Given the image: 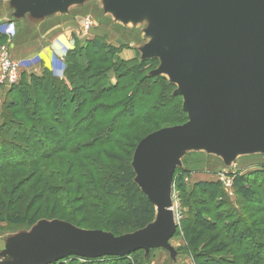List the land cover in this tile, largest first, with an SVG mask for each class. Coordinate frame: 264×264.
<instances>
[{
	"label": "water",
	"instance_id": "water-1",
	"mask_svg": "<svg viewBox=\"0 0 264 264\" xmlns=\"http://www.w3.org/2000/svg\"><path fill=\"white\" fill-rule=\"evenodd\" d=\"M64 1L12 0L11 5L20 20L25 16L43 19L61 10ZM112 3L125 17L150 5L148 10L156 19L151 30L156 40L145 56L162 61L156 74H168L170 83L177 86L175 94L182 97L188 117L184 124L149 134L137 144L132 157L136 182L155 206V220L122 237L94 230L66 232L35 252L20 255L12 251L7 255L8 264H21L30 256L35 264H49L50 252L69 238L92 252L88 255L84 249L80 255L88 259L166 249L176 231L170 209L173 174L184 151L205 148L228 161L236 153L264 155V0ZM68 254L77 253L70 251L55 260Z\"/></svg>",
	"mask_w": 264,
	"mask_h": 264
},
{
	"label": "trees",
	"instance_id": "trees-1",
	"mask_svg": "<svg viewBox=\"0 0 264 264\" xmlns=\"http://www.w3.org/2000/svg\"><path fill=\"white\" fill-rule=\"evenodd\" d=\"M1 41L6 42V36L0 35V43ZM90 43L92 46L105 48L106 51L97 61L94 59L84 61L83 69L77 68L76 57L79 53H84L86 49L73 47V50H70L65 57L63 78H55L48 71L41 77L26 78L19 72L20 80L17 85L5 88L1 92L0 201L6 199V204L0 202V214L11 209L9 213L13 216L25 215L29 210L28 199L31 198L29 195L39 191L40 197L45 198L46 205H60L62 210L69 212L72 205L76 204L78 205L76 212L83 213L86 218L93 221L94 225H102L104 229H87L81 222L76 224L67 219H49L66 222L86 231L94 230L122 236L135 233L152 223V221L145 222L132 231L125 230L122 233L104 226L107 222L125 223L128 219L126 217L134 218L138 212V204L145 208L147 206L148 210L154 209L151 202L140 191L132 167V157L137 144L150 133L141 137L138 142L135 141L134 150L128 156L127 172L124 166L118 167L122 158H113L107 151L102 153V150L110 144L119 149L122 147L125 151L128 149L124 133L139 123L145 122L144 117L136 114V105L132 106L131 102L139 94L145 95V91L141 87L143 81H140V70L134 67V65L138 66L136 62L117 60V66L114 64L92 67L95 64L103 65L111 54L98 40L93 39ZM12 59L14 60L13 57ZM118 68H125L124 73ZM110 72L118 77L119 82L127 77L131 78L132 86L126 85L127 88L120 89L118 82L115 85L110 84L108 76ZM157 81L158 83L164 81L169 87L172 86L163 77L157 78ZM37 89L47 92V103L52 97L54 98L56 107L53 110V119L43 120L39 117L40 110L37 109V102L33 96ZM12 95L16 97L11 101L9 98ZM20 95H24L25 99L20 103V110L17 113L22 114L24 120L8 121L6 111L19 104L17 97ZM66 108L70 110L69 115L61 113ZM182 113L188 119L183 110ZM95 151L100 152L97 154ZM11 154H15L16 157L12 158ZM262 170L258 168L236 176V181H247L248 187L253 188L245 191L242 199V202L250 205L251 210L255 208V205L261 206L264 211L261 204L264 200V189L258 186L255 188V184L249 182L253 176L263 174ZM125 172L132 177H130V187L135 193L133 202L129 201L122 189L126 183L120 181V175ZM31 180L33 184L28 187L26 193L23 188ZM72 183L76 184L75 187H71ZM72 195L76 197L73 198V202L70 201ZM242 202H236L237 206L245 207ZM129 206L134 207L129 211L130 213L126 212ZM244 207L246 216L248 212L247 217L234 212L233 207L226 209L219 207L217 214L214 215L216 218L210 224L196 219L195 214L202 216L201 211L192 213L190 218L189 212L186 213V220L191 219L193 224H198L200 227L195 236L197 239L203 235L201 228L206 227L207 230L217 233L214 239L211 238L212 241H215V237L223 240L220 245L213 248V252L207 259L199 251H195L196 262L200 264H264V229L254 230L255 225L250 222V210ZM2 208L3 211H1ZM233 212L237 216L227 218L226 215H232ZM154 218L155 215H153ZM259 224L264 228V219L259 221ZM137 251L136 254H143L142 250ZM108 258H103V261H108ZM94 261H97L95 264L101 263L98 258Z\"/></svg>",
	"mask_w": 264,
	"mask_h": 264
},
{
	"label": "rangeland",
	"instance_id": "rangeland-1",
	"mask_svg": "<svg viewBox=\"0 0 264 264\" xmlns=\"http://www.w3.org/2000/svg\"><path fill=\"white\" fill-rule=\"evenodd\" d=\"M1 1L5 0H0V2ZM112 2L113 0H66L63 3L64 6H60L61 10L56 9L57 13H51L43 19H32L29 16H25L21 19L26 22L22 34L30 35V32H43L59 24L62 28V32H64L66 37L70 40L72 48L86 49L84 53L81 52L76 57V61L78 62L77 68L79 69H83L84 61L88 59L97 61L103 53H105L104 51H106L105 48L92 46L90 41L93 39L103 44L102 47H106L111 56L108 57L103 65L95 64L92 67L98 68L100 66L103 67L114 64L117 66V60L131 63L136 62L138 66L134 65V67H138L137 69L140 70V81H143L141 87L144 89L145 95L141 96V94H139V96L133 98L131 105H136V114L144 117L145 122L139 123L134 126L133 129L124 133L127 141L126 144H128V149L126 151L122 147H120V149L116 148L113 144L105 146V149L102 150V153L107 151L113 158H122L118 163V167L124 166L127 172V168L129 167V165H127L129 163L128 156L134 150V146L136 145L135 141L138 142L141 137L148 133L151 134L163 128L181 125L186 120L188 121V119L185 118L182 113V97L179 94H175L177 86L170 83L168 74H156L162 61L159 60V58L145 56L146 49L156 40V35L151 31L155 25L156 19L153 18L152 14H150V10H148L150 5L146 4L137 14L135 13L125 17L114 10ZM87 19L92 23L86 30L83 22ZM10 41L11 39L6 42L1 41L0 47L5 45L11 54L10 45L12 41ZM118 69L120 71L122 69L121 72L124 73L125 68ZM108 76L109 83L115 85V83L117 84L118 82L120 89L127 88L126 85L132 86L133 84V81H130L131 78L128 77L119 82L117 81L118 77L113 76L111 72ZM159 77L166 79L172 86L169 87L164 81L158 83L159 81H157V78ZM4 89V87H0V98L2 97L1 92ZM33 96L37 102V109L40 110L39 117L43 120L46 118L53 119V110L56 107L54 98L52 97L50 102L47 103V92L38 89L35 90ZM15 97V95H12L9 100H13ZM24 99V95H20V97H17V103L19 104H16L17 106H14L15 108L12 107L7 111L5 110L8 121L24 120L22 119L23 115L17 113L20 110V103ZM69 112L70 110L66 108L61 113L69 115ZM1 113L2 111L0 115ZM123 143L124 142H122V144ZM95 152L98 154L100 151ZM91 153L94 154V152ZM14 155L15 154H11V157H16ZM22 159L24 158L22 157ZM231 159L232 160L229 161L223 160L222 155L220 156L205 148H192L184 151L177 159L178 164L173 174L174 178L171 186L172 205L170 209L174 210L176 231L175 235L168 241L167 248L151 249L149 252L143 251V254H136L134 252L123 257L108 258V261H103V258L106 257H102V259L98 258L99 262H101L99 264H175V262L180 264H200L196 262L194 257L195 251H199L200 254L207 259L211 252H213V248L220 245L223 240L220 237L217 239L215 237V241H212L211 238L214 239L217 233L207 230L206 227H204V229L201 228L203 235L200 239H197L195 236L197 232H199L200 227L198 224H193V220L191 219L187 221L186 213L189 212L190 218L192 213H199L201 211L203 217L200 214H195L196 219L198 221L202 220V222L208 224L212 223L216 218L214 215L217 214V209L219 207L222 209L233 207L232 209L234 212L237 214L240 213L245 217L244 206L242 208L238 207L236 202H242L245 191L253 188L248 187L247 181H236V178L238 174H246L258 168H262V171H264L263 154L255 152H251L250 154L236 153ZM229 162H231V164ZM126 172L120 175V181L126 183L122 189L129 201L133 202V200H135V193L130 187L132 177L130 175V178L128 176L129 174H126ZM228 179L232 183L233 190L226 186ZM249 182H253L255 188L258 186L260 189H264V173L253 176ZM32 184L33 180L29 181L24 186L23 189H25L26 193L28 187ZM74 185L76 184L72 183L71 187H75ZM40 195L41 193H39V191H35L34 194L29 195V197H31L28 199L29 210L25 215L13 216L9 213L11 209H7L0 214V260H6V264H8L7 255L12 251H16L20 255L30 251L35 252L40 249L38 246L50 244L66 232L78 231V228L66 222H60L49 218L67 219L76 224H80L81 222L83 224L81 225L87 229H104L102 225H94L93 221L86 218L83 213L79 211L76 212L75 209H78V205H72L68 212L64 209L62 210V206L60 205H46L45 198H41L42 196L40 197ZM73 198H76L75 195H72L70 201L73 202ZM0 202L6 204V199H2ZM50 202L53 201L51 200ZM136 203L135 201V204ZM242 203L245 205V209L250 210V222L254 223V230L262 231L264 228L259 224V221L264 219L263 208L254 205L255 208L251 210L249 204L244 201ZM135 204H133V206ZM261 204L264 207V200ZM79 205L81 206L80 203ZM137 207L138 212L134 218L126 217L128 219L125 220V223H114V221L107 222V225L104 226L122 233V231H132L145 222H153L155 220V218L153 219V215L156 214L155 206L153 210H148L147 206L145 208L139 204ZM133 208L134 207L129 206L126 212L130 213L129 211ZM3 210L2 208L1 211ZM234 212L232 215H226L228 216L227 218H229V216H237ZM229 221H232V219H229ZM73 240L74 239L69 238L64 242V245L50 252L48 256L50 260L49 264H95V262H97L94 261V259L97 258L88 259L80 256L84 255L86 249L83 244H77ZM90 246L92 247L94 245L91 244ZM40 251H42V249ZM70 251H74L77 254H68L64 258L55 260L56 257L65 255V253H69ZM86 253L88 255L92 254V252L89 254V250L88 252L86 250ZM138 254H140V256H138ZM223 254L224 253H222V255ZM199 259L201 260L200 256ZM202 260L204 261V259Z\"/></svg>",
	"mask_w": 264,
	"mask_h": 264
},
{
	"label": "crops",
	"instance_id": "crops-1",
	"mask_svg": "<svg viewBox=\"0 0 264 264\" xmlns=\"http://www.w3.org/2000/svg\"><path fill=\"white\" fill-rule=\"evenodd\" d=\"M11 1L0 2V35L6 36L7 40L14 37L10 49L14 60L20 64L21 74L26 78L41 77L48 71L55 78H63L65 57L73 48L61 26L23 35L26 22L15 17L16 8Z\"/></svg>",
	"mask_w": 264,
	"mask_h": 264
},
{
	"label": "built area",
	"instance_id": "built-area-1",
	"mask_svg": "<svg viewBox=\"0 0 264 264\" xmlns=\"http://www.w3.org/2000/svg\"><path fill=\"white\" fill-rule=\"evenodd\" d=\"M83 23H84V28L87 30L91 26L92 22L89 19H87ZM20 68L21 67L19 62L12 59L9 49H7L5 45L1 46L0 47V87L10 88L12 86L17 85V83L20 80L19 78ZM226 186L227 188L232 189V183L229 179L226 182ZM175 264H180V263L175 262Z\"/></svg>",
	"mask_w": 264,
	"mask_h": 264
},
{
	"label": "bare ground",
	"instance_id": "bare-ground-1",
	"mask_svg": "<svg viewBox=\"0 0 264 264\" xmlns=\"http://www.w3.org/2000/svg\"><path fill=\"white\" fill-rule=\"evenodd\" d=\"M171 211H172V216H173V218H175L174 216H175V214H174V210H172L171 209ZM176 213V212H175ZM29 258V259H28ZM27 258V260L26 261H24V262H21V264H35V262L33 261L34 260V258H32V256H30V257H28ZM38 260V259H37ZM40 262H42V261H40ZM6 263V260H0V264H5Z\"/></svg>",
	"mask_w": 264,
	"mask_h": 264
}]
</instances>
